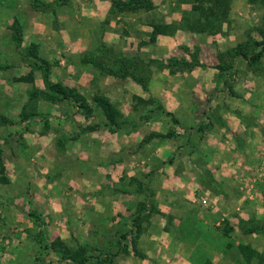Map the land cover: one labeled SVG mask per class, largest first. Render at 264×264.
<instances>
[{
    "label": "rangeland",
    "instance_id": "374dc122",
    "mask_svg": "<svg viewBox=\"0 0 264 264\" xmlns=\"http://www.w3.org/2000/svg\"><path fill=\"white\" fill-rule=\"evenodd\" d=\"M111 1L0 0V264H72L61 260L63 248H48L55 242L85 249V256L95 257L88 264L242 258L230 240L234 230L264 227V143L250 155L256 162L234 146L246 131L264 127V57L255 75L241 58L225 68V53L261 41L264 0H231L221 30L201 34L179 28L190 0H151L148 12L114 15ZM70 9L77 16L61 21ZM92 12L106 14L108 30L87 21ZM126 17L137 25L146 20L178 27L154 43L148 41L151 27L140 26L147 33L139 40L124 39ZM17 23L22 38L16 44ZM105 32L110 36L103 42ZM33 47L49 64L50 83L77 90L88 104L94 96L107 98L122 115L119 126L110 127L95 106L86 114L73 100L33 99L34 92L46 91L43 72L33 70V82L17 81L32 70L35 61L27 54ZM83 56L104 69L117 57L141 60L147 89L83 63ZM176 61L190 67L170 74L168 63L175 68ZM106 203L119 208L108 213L101 207ZM136 216V251L129 235L125 254L99 263L117 252L121 235L133 234ZM206 228L218 232L219 244L205 247ZM253 250L264 260V248Z\"/></svg>",
    "mask_w": 264,
    "mask_h": 264
},
{
    "label": "trees",
    "instance_id": "16d2710c",
    "mask_svg": "<svg viewBox=\"0 0 264 264\" xmlns=\"http://www.w3.org/2000/svg\"><path fill=\"white\" fill-rule=\"evenodd\" d=\"M192 2L191 12L183 15L181 19V23L179 24V28H184L192 33L201 34V33H214L221 30L222 25L226 22L231 0H190ZM256 0H249L250 4H255ZM110 13L111 14H124V13H145L150 10L151 0H112L110 5ZM264 20V16H263ZM150 27L152 31L149 36V42L154 43L157 36H165L172 34L178 26L171 25H163L159 23H151ZM264 27V22H263ZM18 23L14 28V33L12 36L13 42L16 44L21 41V32L18 31ZM261 41H254L250 39L244 44H240L237 47L227 51L225 54L228 56L229 64L224 65L225 68L229 69L232 67V62L236 58H241L247 63V67L251 70L252 74L258 75L261 73V69L259 64L264 57V28L260 29ZM224 54V56H225ZM28 57H31L35 63H33L32 70L30 73L22 78H18V82H33L32 72L33 70H40L43 72L44 81L46 82V91L39 94L34 92L31 94V97L37 99V95H40L41 98L46 99L48 101L56 102L60 100H73L76 104H78V109L85 112L86 114L92 113V108L95 106L98 108L106 122L110 127H118L119 121L121 120V113L113 106V104L105 97L102 96H94L92 101L88 104L85 99L77 92L75 89H70L64 87L60 83H50L48 78L49 64L42 60L37 54L35 47L28 52ZM85 57V58H84ZM87 56H83L81 61L83 63H90L95 65L96 67L102 69L104 73L112 75L116 78L120 79H130L134 83L140 85L143 90L147 89L148 81L150 79L149 74L143 64V62L136 59H121L119 57L115 58L114 67L104 69V65L99 60L94 59H86ZM110 59V58H109ZM94 60V61H93ZM231 61V62H230ZM223 63V62H222ZM151 64V63H150ZM175 68L172 67L170 63H168V68L170 74H174L175 72L183 69H187L190 67L189 62H182V66L178 65L179 62H175ZM223 65V64H221ZM218 66L219 70L224 71L223 66ZM148 66V65H147ZM173 69V70H172ZM136 101L141 104L144 101L141 98H135ZM161 109V108H159ZM25 106L22 109V119H26L29 116L25 113ZM161 111V110H160ZM1 156V152H0ZM0 172H3V166L1 165L0 159ZM146 204H142L140 207L143 209ZM143 210H140L142 212ZM141 218L139 216L133 219L132 226L134 227L133 234H123L119 237L117 241L118 250L113 254H106L103 260L99 263H111L114 258L118 257L122 253H126V244L123 243L129 235L131 238V249L132 251H136V240L141 235ZM227 225V223L225 224ZM249 228V227H248ZM245 233H260L264 235V227L259 225L254 226V228L244 229ZM223 235H227L228 231L224 229L222 231ZM63 248V252L61 255V260L71 261L72 264H88L90 259H94L95 257L85 256L86 250L80 249L78 251H70L66 249L62 242H55L48 247L49 249H53L56 251L57 246ZM230 247L227 244V249ZM237 250L242 258L249 260L250 262L252 258L258 259L259 264L264 262L262 259L263 255H260L258 252L253 250L250 246H238ZM69 252H76L74 254H70ZM137 255V253H136ZM261 262V263H260Z\"/></svg>",
    "mask_w": 264,
    "mask_h": 264
},
{
    "label": "crops",
    "instance_id": "0c3cea01",
    "mask_svg": "<svg viewBox=\"0 0 264 264\" xmlns=\"http://www.w3.org/2000/svg\"><path fill=\"white\" fill-rule=\"evenodd\" d=\"M69 11L70 12L67 15L65 14L64 16H62L61 21H65L66 19H70V15L72 17L73 14H74V17L77 16V13H75V11H72L71 9ZM86 11L87 10H85V12ZM85 12L82 10L81 14H86ZM87 15H86L87 21L89 23L90 22L93 23L95 26L97 25L96 26L97 29H100L101 27H103V29L105 31V30H108L109 29V26H111L110 25L111 23H109L107 25L108 18H105L106 14H103V13L101 14V13H98V12H92V15H90V17L87 16ZM123 19L125 21V22H123V25L126 26V27H124V29H126V30H122V32H123L122 35H123V38L124 39L125 38H130L131 35H133L136 38V40H139V38L136 37V36H140L141 34H144L145 35L147 33V30H145V32H141V28L144 29L145 27H150V22L148 21V23L147 22L145 23L146 20L144 21L145 24L143 23L141 25H137V20H135L134 18L131 21H129L130 20V17H126V19L125 18H123ZM127 19H129V20H127ZM140 26H141V28H140ZM72 29H73V32L74 33L72 32ZM70 31L73 34H76L77 33V30L74 27L70 28ZM109 36L110 35L107 32H105L104 36L103 37L101 36L103 42H105L106 40H108V37ZM143 41H139L138 44L142 43ZM136 44H137V41H136L135 45ZM86 48L89 49V47H87V46H86ZM143 49H145V46L141 47L140 50H143ZM78 84H79L78 82H76L74 84L76 86V88H77ZM262 102L264 104V100ZM249 130H251V129H249ZM258 130L257 131L251 130V131H253V132H251L252 135L250 134V131H248V132L246 131V133H244V140H243V142L240 143L239 145H237V143H236V145L234 146V147H237L236 149L238 151H240V152L246 153V151H247V154L250 153L249 156H248V159L251 160V161H254V162H256L258 159L255 158V157L250 158L251 157L250 155L257 153L258 149H260L261 146L264 143V127L260 126V128ZM261 186H264V179H262V181H261ZM263 190H264V188H263ZM170 196H174L175 197L174 194H170ZM108 198H109V196L107 194L106 197H105V199L108 201ZM111 201H114V200L111 198ZM181 206H182V204H181ZM101 207L103 208V210H106L108 213H109V211L111 212L113 209H118L119 208V206L115 208V205L113 203H106V204H103ZM248 218H251V217H247L245 219V221H247ZM202 229H204V228L202 227ZM210 231H212V229L206 228V230H203V232H202L203 238H205V244H206L205 247H207V248L208 247L211 248V246H216L217 244H219L218 241H219L220 235L218 234V232H216L215 235H211L209 233ZM213 231H214V229H213ZM230 240L233 242L235 248L238 245H240V246H250L252 249H256V250H260V251L262 250V248H264V238H262L259 235H256L255 233H251V234L242 233V231L240 229L237 230V228L234 230V235H232V238ZM223 241L224 242H227V240L224 239V238H223ZM212 257H214V259L217 258V257H215L213 255H212ZM235 258L236 259H232V258H228V257H223V260H224L223 262H224V264H253V263L254 264H259L258 263V259H255L256 260L255 261L252 258V260L250 262H248L250 259L247 260V259H244V258H240L238 256H236ZM253 260H254V262H253ZM210 264H221V263L218 261V259H216V260H214V262H210Z\"/></svg>",
    "mask_w": 264,
    "mask_h": 264
}]
</instances>
